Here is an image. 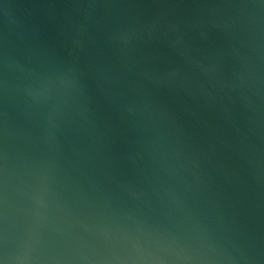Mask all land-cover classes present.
<instances>
[{
    "label": "water",
    "instance_id": "1",
    "mask_svg": "<svg viewBox=\"0 0 264 264\" xmlns=\"http://www.w3.org/2000/svg\"><path fill=\"white\" fill-rule=\"evenodd\" d=\"M0 264H264V0H0Z\"/></svg>",
    "mask_w": 264,
    "mask_h": 264
}]
</instances>
